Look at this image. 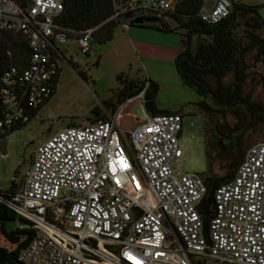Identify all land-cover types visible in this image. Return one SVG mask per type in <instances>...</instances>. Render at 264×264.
Masks as SVG:
<instances>
[{
    "label": "built area",
    "instance_id": "built-area-1",
    "mask_svg": "<svg viewBox=\"0 0 264 264\" xmlns=\"http://www.w3.org/2000/svg\"><path fill=\"white\" fill-rule=\"evenodd\" d=\"M217 0L200 13L217 24L229 6ZM175 0H112L108 20L169 23ZM230 5V4H229ZM61 0H0V141L37 116L66 62L74 39L89 51L92 30L63 27ZM25 55L15 57L13 45ZM93 123L69 126L35 147L29 168L0 189V207L33 235L5 264H264V143L247 149L229 179L212 192L207 224L199 206L204 177L180 167L182 116L149 115L144 91ZM137 101L144 121L120 130L119 118ZM7 142V141H6Z\"/></svg>",
    "mask_w": 264,
    "mask_h": 264
},
{
    "label": "trees",
    "instance_id": "trees-1",
    "mask_svg": "<svg viewBox=\"0 0 264 264\" xmlns=\"http://www.w3.org/2000/svg\"><path fill=\"white\" fill-rule=\"evenodd\" d=\"M15 1L23 4L26 0ZM61 2L63 11L60 23L63 27L74 33L92 30L91 40L97 43H105L112 39L117 26L115 21L108 20L112 14V0H61ZM201 8V0H175L173 10L169 14V23H162L160 26L146 25L166 32H175L179 36L180 51L174 59V68L180 83L199 98L197 102L188 104L187 107L196 109L204 117L203 133L210 163L226 146L232 147L236 156L240 155L242 139L246 132L257 125H264V104L253 101L251 91L245 86L249 75L245 60L250 53L253 54L254 60L261 64L264 74V24L258 16L259 6L230 3L228 16L217 24L203 21L199 15ZM239 18L244 20V26L248 30L244 37L236 35ZM258 31L261 34L257 33ZM4 48L0 47L1 50ZM13 49L15 57L26 53L23 44L15 43ZM229 75L231 79L225 83L223 79ZM117 80L121 84V89L114 93V102L104 103L108 111H113L116 105L135 96L146 83L144 99L145 109L149 115L179 114L157 108L156 82L148 79L128 80L122 74L117 76ZM92 113L98 116L97 108H93ZM232 165L233 163L226 165V173L219 178L214 176L204 178L207 193L199 210L204 216L205 225L213 208V189L231 177L233 172L229 169ZM6 222L27 224L13 212L0 207V264L15 261L19 251L33 235V230L29 227L17 226L6 231L4 228Z\"/></svg>",
    "mask_w": 264,
    "mask_h": 264
},
{
    "label": "rangeland",
    "instance_id": "rangeland-1",
    "mask_svg": "<svg viewBox=\"0 0 264 264\" xmlns=\"http://www.w3.org/2000/svg\"><path fill=\"white\" fill-rule=\"evenodd\" d=\"M244 20L238 19L236 35H246ZM121 29L115 28L116 40L97 43L89 40V51L82 54L74 39H69L61 49L66 62H60V72L52 96L24 126L15 128L6 138V155L0 156V189L11 185L15 176L19 181L31 163L32 152L37 145L50 135L69 126L84 125L104 118L105 102L115 101L114 93L121 89L117 76L122 74L128 80H144V70L132 52L119 40ZM257 33L261 34L260 31ZM245 42L246 40L243 39ZM248 79L246 89L251 91V99L264 100V74L259 62L250 53L246 57ZM231 76L223 81L229 82ZM264 104V103H263ZM97 108L98 116L92 109ZM125 110L129 114L118 120L120 130L127 131L144 121L137 101L127 102ZM181 130L178 145L181 150L180 167L184 173L197 174L204 178H219L226 173V165L233 163V171L245 152L254 144L264 143V125H257L246 132L242 139L240 155L236 156L230 146L223 147L209 163V150L204 140V117L196 109L186 107L182 111ZM232 123L231 120H229ZM16 222H6V231L17 227Z\"/></svg>",
    "mask_w": 264,
    "mask_h": 264
},
{
    "label": "crops",
    "instance_id": "crops-1",
    "mask_svg": "<svg viewBox=\"0 0 264 264\" xmlns=\"http://www.w3.org/2000/svg\"><path fill=\"white\" fill-rule=\"evenodd\" d=\"M201 1L200 13H204L209 11L217 0ZM228 1L247 6H259L258 16L264 24V0ZM120 29L118 38L140 63L144 70V80L154 81L158 85L156 95L158 109L183 114L182 111L188 104L199 100L192 90L180 83L175 71L174 59L180 51L179 36L175 32L162 31L146 24H129L126 28L120 27ZM115 36L114 29L110 41L116 40ZM261 101L264 103V100Z\"/></svg>",
    "mask_w": 264,
    "mask_h": 264
},
{
    "label": "water",
    "instance_id": "water-1",
    "mask_svg": "<svg viewBox=\"0 0 264 264\" xmlns=\"http://www.w3.org/2000/svg\"><path fill=\"white\" fill-rule=\"evenodd\" d=\"M226 6H229L228 1H224ZM232 11L234 10L233 8L231 9ZM134 25H141V24H154L155 19L153 18H145L144 20H141L139 18L134 19L133 21ZM6 155V141H0V156H5Z\"/></svg>",
    "mask_w": 264,
    "mask_h": 264
}]
</instances>
